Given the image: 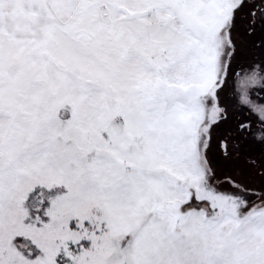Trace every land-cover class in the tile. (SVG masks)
I'll return each instance as SVG.
<instances>
[{
    "label": "snow or ice",
    "instance_id": "obj_1",
    "mask_svg": "<svg viewBox=\"0 0 264 264\" xmlns=\"http://www.w3.org/2000/svg\"><path fill=\"white\" fill-rule=\"evenodd\" d=\"M0 264H264V0H0Z\"/></svg>",
    "mask_w": 264,
    "mask_h": 264
}]
</instances>
